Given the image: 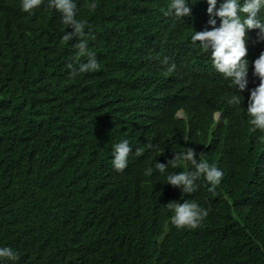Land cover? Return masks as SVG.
I'll use <instances>...</instances> for the list:
<instances>
[{
    "label": "clouds",
    "instance_id": "9594fccd",
    "mask_svg": "<svg viewBox=\"0 0 264 264\" xmlns=\"http://www.w3.org/2000/svg\"><path fill=\"white\" fill-rule=\"evenodd\" d=\"M119 1L105 10L120 11ZM126 1L133 7L151 9L153 5L152 0ZM193 1L200 2L204 11L195 30L208 26L192 36L193 42L210 50L207 83L224 81L243 94L248 87L250 97L234 95L228 101L242 104L245 113L222 117L207 92L197 103L187 74L195 64L186 69L181 66L182 61L193 62L195 57L183 54L180 47L168 48L167 58L144 76L164 85L154 98L106 106L84 123L81 115L73 116L63 130L73 129L80 137L95 140L91 151L80 157L65 154L38 167L18 164L0 177V186L8 187L16 177L31 184L40 182L50 167L65 163L74 167L66 184L51 188L45 197H35L49 232L47 251L56 254L51 264H142L143 232L160 245L180 244L181 254L195 248L211 249L216 238L211 225L219 215L214 198L236 191L245 175L253 178L249 189H256L257 194L254 208L239 216H246L257 228L259 239L249 252L236 256L249 264L264 263V239H260L264 233V0H167L165 12L177 18L191 17L196 6L190 3ZM21 8L24 12L58 10L61 23L73 29L63 39L80 37L77 56L88 57L79 65V72L99 70L95 53L88 50L85 22L77 18L74 0H21ZM149 14L158 21L160 12L151 10ZM27 63L30 71L32 59ZM76 71L73 68V75ZM60 78L53 74L39 81ZM85 93V89L73 88L63 103L80 108ZM202 127L206 130L201 140L192 143L190 137ZM109 141V161H96L99 147ZM233 155L245 158L249 168H229ZM16 220L24 222L12 196L0 195V224ZM155 222L162 224L155 227ZM90 234L98 240L94 256L71 254L70 249L79 248ZM18 260L17 252L0 246V264ZM144 264L156 261L149 256Z\"/></svg>",
    "mask_w": 264,
    "mask_h": 264
},
{
    "label": "trees",
    "instance_id": "16d2710c",
    "mask_svg": "<svg viewBox=\"0 0 264 264\" xmlns=\"http://www.w3.org/2000/svg\"><path fill=\"white\" fill-rule=\"evenodd\" d=\"M117 1L108 4L105 0H74L77 18L85 22L84 32L90 43L88 50L95 53L100 65L99 70L79 72V65L87 62L88 57L77 56L79 50L75 46L80 37L63 39L73 29L61 23L58 10L41 8L24 12L21 0H0V177L18 164L38 167L65 154L80 157L91 151L95 140L80 137L76 130H63V127L70 126L73 116L81 115L80 121L84 123L93 120L106 106L158 95L164 89L163 83L144 76L167 58L168 48L183 47V54L195 57L193 62L182 61L181 66L186 69L195 64V69L187 74L198 104L207 92L222 117L245 113L242 104L231 105L228 101L234 95L250 97L248 87L243 94L224 81L207 83L210 73L206 57L210 50L192 40L195 32L208 30V26L195 30L204 18L200 2H190L196 5L191 17L177 18L165 12L167 0H152L151 9L143 5L133 7L123 0L119 1L120 11L105 10ZM92 4L96 7H91ZM151 10L160 12L158 21L149 14ZM30 58L29 71L27 61ZM73 68L77 70L75 75ZM53 74L61 78L48 83L39 81ZM203 85L205 88L200 89ZM73 88L76 91L85 89L80 108L63 103ZM205 130L206 127L198 129L190 141L198 143ZM111 149V141L103 143L95 160L108 162ZM237 167L246 170L249 165L245 158L233 155L229 168ZM73 171L74 167L65 163L45 170L38 183L25 184L16 177L8 187L0 186V195L9 193L24 218V222L0 224V246L10 247L19 254L15 264H51L54 261L56 254L47 251L49 232L35 197H45L51 188L66 184ZM252 181V177L245 175L236 191L229 192L227 197L214 198L219 215L211 225L216 234L213 248H195L188 254H181L180 244L160 245L143 232L142 264L149 256L156 264H249L236 255L249 252L259 239L257 228L246 216H239L242 211L254 208L257 190L249 189ZM161 224L155 222L154 226ZM260 239H264V233ZM97 242V237L90 234L79 248H71L70 252L76 256L87 253L92 258Z\"/></svg>",
    "mask_w": 264,
    "mask_h": 264
}]
</instances>
